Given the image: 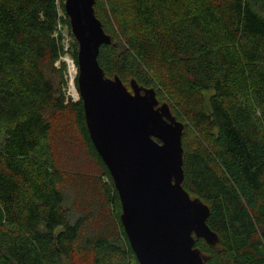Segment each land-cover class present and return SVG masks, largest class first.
I'll list each match as a JSON object with an SVG mask.
<instances>
[{
    "label": "trees",
    "instance_id": "obj_1",
    "mask_svg": "<svg viewBox=\"0 0 264 264\" xmlns=\"http://www.w3.org/2000/svg\"><path fill=\"white\" fill-rule=\"evenodd\" d=\"M64 1L0 0V264H140L84 103L62 90L63 26L77 65L79 50ZM94 10L105 76L154 89L184 125L183 188L217 236L196 238L204 264H264V0Z\"/></svg>",
    "mask_w": 264,
    "mask_h": 264
},
{
    "label": "water",
    "instance_id": "obj_2",
    "mask_svg": "<svg viewBox=\"0 0 264 264\" xmlns=\"http://www.w3.org/2000/svg\"><path fill=\"white\" fill-rule=\"evenodd\" d=\"M78 50V92L91 139L118 190L121 221L140 264H204L196 238L215 243L209 208L183 188L184 125L154 89L134 94L107 78L98 56L110 44L95 16L94 0H65ZM152 136L159 138V145Z\"/></svg>",
    "mask_w": 264,
    "mask_h": 264
},
{
    "label": "rangeland",
    "instance_id": "obj_3",
    "mask_svg": "<svg viewBox=\"0 0 264 264\" xmlns=\"http://www.w3.org/2000/svg\"><path fill=\"white\" fill-rule=\"evenodd\" d=\"M65 2V1H64ZM63 32H64V40H63V44H64V54L61 58V61L59 63L56 64V67L58 69H62L63 71V74H64V84L62 86V90L64 92V94L66 95V101L69 102L70 100H72V98H74L73 96L70 95V86H71V83H70V76H71V61H73L74 63V67H75V72H74V76L76 74V72L78 73V65L76 64L75 62V58L73 57L72 55V50H73V45H74V40L72 39L71 35L69 34V29L68 27L66 26H63ZM68 58H71L72 60L68 63L67 60ZM73 76V77H74ZM75 86H76V89H77V92H78V82H77V76H76V79H75ZM78 95H79V92H78ZM79 98V97H78ZM80 98L77 100L79 101ZM103 180L105 182H108V179L106 178H103ZM87 201H90L89 198H87ZM85 202V199L84 201ZM72 202H68V205H71ZM98 203L97 202V205L96 207L98 206ZM93 204H95V199L93 200ZM77 220V217H72V222H75ZM75 264V263H73Z\"/></svg>",
    "mask_w": 264,
    "mask_h": 264
},
{
    "label": "flooded vegetation",
    "instance_id": "obj_4",
    "mask_svg": "<svg viewBox=\"0 0 264 264\" xmlns=\"http://www.w3.org/2000/svg\"><path fill=\"white\" fill-rule=\"evenodd\" d=\"M126 86V85H125ZM140 87V86H139ZM126 88L128 89V91L130 92V93H132V94H134V88H133V86L132 85H130V87H127L126 86ZM141 89V92H142V94H144L145 93V90H147V88H144V87H140ZM156 97H157V101H158V105H156V107H155V109H157V108H160V107H162L164 104H165V102L164 101H162V100H159V98H158V96L156 95ZM171 114L173 115V117H175L174 116V114L171 112ZM176 118V117H175ZM176 120L177 121H179L177 118H176ZM152 138L159 144V145H162V141L159 139V138H157V137H155V136H152ZM117 190V189H116ZM117 193H118V190H117ZM118 196H119V193H118ZM120 198V197H119Z\"/></svg>",
    "mask_w": 264,
    "mask_h": 264
},
{
    "label": "built area",
    "instance_id": "obj_5",
    "mask_svg": "<svg viewBox=\"0 0 264 264\" xmlns=\"http://www.w3.org/2000/svg\"><path fill=\"white\" fill-rule=\"evenodd\" d=\"M72 59L71 58H68L67 62L69 63ZM72 63H74L73 61H71ZM71 71V69H70ZM78 75V73L76 72V75L73 77V74L71 72V76H70V83H71V86H70V95L73 96L74 98H72L73 101H77L79 98V95H78V92H77V89H76V86H75V79H76V76Z\"/></svg>",
    "mask_w": 264,
    "mask_h": 264
},
{
    "label": "bare ground",
    "instance_id": "obj_6",
    "mask_svg": "<svg viewBox=\"0 0 264 264\" xmlns=\"http://www.w3.org/2000/svg\"><path fill=\"white\" fill-rule=\"evenodd\" d=\"M71 72H72V74H73V76H74V72H75V67H74V64L71 62ZM76 75V74H75Z\"/></svg>",
    "mask_w": 264,
    "mask_h": 264
}]
</instances>
